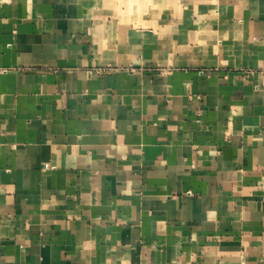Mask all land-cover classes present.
Wrapping results in <instances>:
<instances>
[{
    "label": "crops",
    "instance_id": "crops-1",
    "mask_svg": "<svg viewBox=\"0 0 264 264\" xmlns=\"http://www.w3.org/2000/svg\"><path fill=\"white\" fill-rule=\"evenodd\" d=\"M0 264H264V0H0Z\"/></svg>",
    "mask_w": 264,
    "mask_h": 264
}]
</instances>
